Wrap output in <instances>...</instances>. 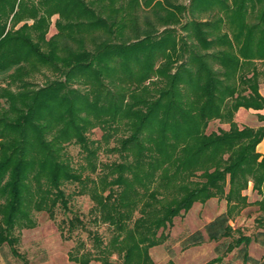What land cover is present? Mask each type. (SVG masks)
<instances>
[{"label": "trees", "instance_id": "obj_1", "mask_svg": "<svg viewBox=\"0 0 264 264\" xmlns=\"http://www.w3.org/2000/svg\"><path fill=\"white\" fill-rule=\"evenodd\" d=\"M27 1L32 0H0V80L5 82L0 85V246L13 245L14 227L36 225L35 211L54 218L59 206L70 212L61 235L71 238L80 227L91 238L90 246L78 238L68 250L69 260L152 264L149 247L162 242L165 227L194 201L243 199L241 190L249 181L258 191L264 188V154L256 150L264 125L239 127L233 119L240 106L264 107L256 68L264 63V0H144L126 29L122 18L101 12L97 0H55L92 16L56 19L60 43L48 48L47 14L30 15L31 24L14 27ZM51 2L36 0L34 7L46 11ZM78 25L93 31L70 34ZM35 27L36 39L29 32ZM116 35L118 40L112 39ZM111 50L127 68L133 54L148 53L150 58L136 63L143 68L140 76L163 80L149 81L156 86L153 90L136 82L124 92L114 90L113 80H104ZM37 63L55 64L64 78L34 84ZM82 73L87 80H80ZM69 78L86 83L90 91L67 86ZM105 113L111 119L127 118L130 132L114 148L119 159L103 163L106 170L97 178L82 176L64 156L65 144L78 143L87 155L93 154L85 131L97 120L107 121L101 118ZM213 118L229 122V127L206 131ZM67 183L73 184L71 192L65 190ZM87 191L93 221L107 222L115 231L108 239L87 228L70 207L72 193ZM221 218L207 226L210 237L227 233L225 228L210 231ZM200 239L193 234L188 244ZM237 240L246 243L249 237Z\"/></svg>", "mask_w": 264, "mask_h": 264}, {"label": "rangeland", "instance_id": "obj_2", "mask_svg": "<svg viewBox=\"0 0 264 264\" xmlns=\"http://www.w3.org/2000/svg\"><path fill=\"white\" fill-rule=\"evenodd\" d=\"M97 1H99L101 12L108 14L109 17H115L114 19L122 18V21H119L125 24L124 29L129 26L131 19L134 18L135 11L139 7L145 6L143 4L144 0ZM154 1L152 0L151 3ZM176 1L183 4L188 2V0ZM27 2H24L26 5L19 13L22 19H19L14 27H18L24 21L31 24L34 17H29L30 15H36L38 13L47 14V21L44 25L46 28L44 38L48 40L51 37L52 40L44 45L46 48L52 43L56 44V46L60 43L59 35L61 31L58 32L55 23L56 19L71 21L76 18L80 19V16H84V18L92 16L91 12L79 11L77 7H69V4L63 8V3H56L55 0H52L50 7L46 11L41 7H34L36 0ZM184 17L183 15L180 16L182 20ZM86 27V25L74 26L69 33L77 34L81 30H91ZM176 27L178 28L177 33L181 34L183 32L182 29L178 25ZM96 29L101 30L103 28L98 27ZM36 30H38V27L29 30L34 39L37 38ZM112 39L118 40V35L112 37ZM75 41L79 45L83 43L80 40ZM165 47L166 52H168V45H165ZM108 56L106 64L108 65L107 72L109 75L107 73L104 80L107 82L108 79H112L113 86L111 87L114 90L124 92V89L130 88L135 82L138 84L141 83V86L146 84L152 89L156 86L149 81L159 82V80H163L159 75L144 79L140 76L143 68L138 67L136 63L139 62L142 64L144 58H150L148 53L143 55L133 54L128 60V68L125 64L123 65L121 63V57L112 50ZM158 63L159 60L156 61L155 65ZM37 68L35 70L36 72L32 75L34 84H43L51 79L64 78L63 73L55 68V64L53 63H37ZM256 68L258 72V86H263L261 84L264 83V63H258ZM88 77L86 73H82L80 80H84V78L87 80ZM77 80L69 78L67 86L71 85L78 90L90 91L89 85L86 83L82 84ZM3 84L5 82L0 80V85ZM236 111L233 115L234 120L239 118L247 124L252 123V119L246 112L241 113L237 117ZM105 114L101 118L108 120L98 124L97 118L95 119L92 114H88L90 120H97L93 126H87L85 131L88 139L91 140V143H89L90 147L95 148L93 154L87 155L86 151L82 150L78 143L67 142L65 144L64 156L72 166L81 170L82 176L97 178V175L102 170H106V168H102L103 163L119 159V151L114 148L119 145L118 139L126 136L130 132L128 129L130 127L128 126L130 121L127 118L120 119L115 117L111 119L109 118V113ZM235 121L237 122V119ZM228 127L229 122L220 120L219 118H213L208 122L206 131L217 130L218 128L227 129ZM92 162L95 164L94 170L91 169ZM80 165H82L81 168ZM87 182L91 184V182ZM64 187L67 192H71L74 188L71 183L65 184ZM261 188V191H258L257 188L253 187L252 181H249L247 186L241 190V194L244 195L243 199H232L227 203L224 197L211 196L204 201H194L188 210L182 213L180 212L173 217L172 225L165 227L163 231L166 234L163 236L162 242L149 247L148 252L152 264H202L217 256L220 258L211 264H264V188ZM227 189L228 183L225 186V190ZM88 191L83 194L72 193L69 202L70 207L82 217L86 222L87 228H90L93 232L96 231L103 240L108 239L115 231L107 222L93 221L94 213L91 209L93 201ZM142 202L143 199H140L136 209L133 211L134 216L138 214ZM69 215V211H64L59 206L56 208L54 218H50L44 211H35L34 217L36 225L32 227H14L11 234L15 235L17 239L13 245L4 242L0 246V264H80L69 260L68 250L77 242L78 238L82 239L86 246H90L91 238L88 235V231L80 227H77L73 231L71 238H64L61 235V229L65 230L64 221ZM220 215H222V218L213 225H210V231L214 229L221 231L222 228H225L224 230L227 233H223V235L215 238L210 237L207 226L209 227V223ZM196 233L201 235L200 241L188 244L192 239V235ZM241 235H247L249 241L246 243L238 242L237 239ZM15 250L18 252L17 254L14 252ZM113 256L115 257V255ZM86 264L103 263L98 260H91Z\"/></svg>", "mask_w": 264, "mask_h": 264}, {"label": "crops", "instance_id": "obj_3", "mask_svg": "<svg viewBox=\"0 0 264 264\" xmlns=\"http://www.w3.org/2000/svg\"><path fill=\"white\" fill-rule=\"evenodd\" d=\"M261 85H263V86H259V92L264 96V83L261 84ZM244 112H246L247 115L252 119V123L251 124H247V123L244 122V120L236 118L237 119V124H238L239 127H242L244 125H249V126H253V127H258L260 125H264V118H260L259 117V114L264 115V107H262V108H252V107L240 106V107H238V109L236 111L237 117H238V115H240L241 113H244ZM256 150L259 153L264 154V136L256 144Z\"/></svg>", "mask_w": 264, "mask_h": 264}]
</instances>
